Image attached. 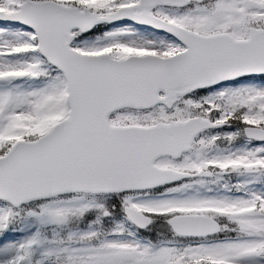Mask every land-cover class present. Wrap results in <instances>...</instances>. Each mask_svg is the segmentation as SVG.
<instances>
[{"label":"snow or ice","instance_id":"snow-or-ice-1","mask_svg":"<svg viewBox=\"0 0 264 264\" xmlns=\"http://www.w3.org/2000/svg\"><path fill=\"white\" fill-rule=\"evenodd\" d=\"M0 264H264V0H0Z\"/></svg>","mask_w":264,"mask_h":264}]
</instances>
